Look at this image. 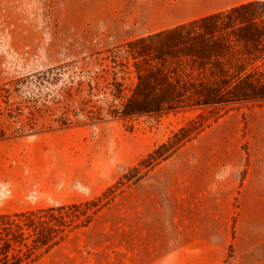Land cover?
I'll return each mask as SVG.
<instances>
[{"label":"rangeland","instance_id":"1","mask_svg":"<svg viewBox=\"0 0 264 264\" xmlns=\"http://www.w3.org/2000/svg\"><path fill=\"white\" fill-rule=\"evenodd\" d=\"M250 1L0 0V215L66 208L33 264H151L197 241L264 264V102L207 109L199 134L121 183L200 111H106L114 50ZM117 78L125 98L134 79Z\"/></svg>","mask_w":264,"mask_h":264},{"label":"trees","instance_id":"2","mask_svg":"<svg viewBox=\"0 0 264 264\" xmlns=\"http://www.w3.org/2000/svg\"><path fill=\"white\" fill-rule=\"evenodd\" d=\"M110 59L113 77L107 114L131 120L200 111L137 168L122 174L121 183L131 179L132 171L169 158L199 134L207 109L264 102V0L134 39L114 50ZM127 70L134 86L124 98V85L117 74ZM65 209L0 215V264H33L48 253L66 227Z\"/></svg>","mask_w":264,"mask_h":264},{"label":"crops","instance_id":"3","mask_svg":"<svg viewBox=\"0 0 264 264\" xmlns=\"http://www.w3.org/2000/svg\"><path fill=\"white\" fill-rule=\"evenodd\" d=\"M227 258L225 248L197 241L175 249L151 264H225Z\"/></svg>","mask_w":264,"mask_h":264}]
</instances>
